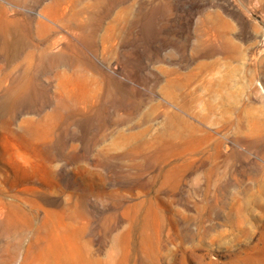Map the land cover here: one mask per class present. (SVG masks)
<instances>
[{"label": "rangeland", "instance_id": "1", "mask_svg": "<svg viewBox=\"0 0 264 264\" xmlns=\"http://www.w3.org/2000/svg\"><path fill=\"white\" fill-rule=\"evenodd\" d=\"M0 264H264V0H0Z\"/></svg>", "mask_w": 264, "mask_h": 264}, {"label": "bare ground", "instance_id": "2", "mask_svg": "<svg viewBox=\"0 0 264 264\" xmlns=\"http://www.w3.org/2000/svg\"><path fill=\"white\" fill-rule=\"evenodd\" d=\"M176 79H172L170 80V82H175ZM176 118L182 123L185 125V127L188 129V132L191 131L192 133L191 134H188L187 135V138H188V141L192 144H195L196 143V140L194 138V133L195 131L198 129L197 126H195L194 124H192L191 122H189L188 120L184 119L183 117L179 116V115H176ZM194 132V133H193ZM171 135L173 137H179V136H182V133L180 131H172L171 132Z\"/></svg>", "mask_w": 264, "mask_h": 264}]
</instances>
